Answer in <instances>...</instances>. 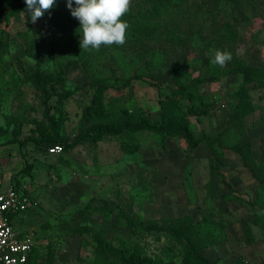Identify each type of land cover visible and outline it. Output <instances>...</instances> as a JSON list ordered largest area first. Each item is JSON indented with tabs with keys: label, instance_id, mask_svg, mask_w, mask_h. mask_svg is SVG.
<instances>
[{
	"label": "rangeland",
	"instance_id": "374dc122",
	"mask_svg": "<svg viewBox=\"0 0 264 264\" xmlns=\"http://www.w3.org/2000/svg\"><path fill=\"white\" fill-rule=\"evenodd\" d=\"M240 3L132 0L123 46L81 50L66 0L35 23L25 0H0V178L33 200L21 223L35 234L31 264H91L104 244L103 264H181L203 221L217 234L200 252L213 264H264V86H247L254 110L242 116L244 74H223L235 60L264 68V0ZM215 50L232 54L225 67L210 63ZM176 63L203 81V114L190 118L203 142L159 147L146 131L129 153L89 137L98 123H163ZM221 136L223 154L211 144ZM79 211L84 230L71 222Z\"/></svg>",
	"mask_w": 264,
	"mask_h": 264
},
{
	"label": "trees",
	"instance_id": "16d2710c",
	"mask_svg": "<svg viewBox=\"0 0 264 264\" xmlns=\"http://www.w3.org/2000/svg\"><path fill=\"white\" fill-rule=\"evenodd\" d=\"M62 0H57V3H60ZM168 1V0H166ZM215 4L219 5L220 3H234L233 10H235L241 3L240 0H212ZM19 3H22L23 0H18ZM156 2L159 0H152V3L156 5ZM75 7V4L73 3ZM60 7V6H58ZM57 7V8H58ZM239 8H241L239 6ZM56 10V9H55ZM6 14L0 15L1 17H5ZM8 17V16H6ZM226 28H230L228 22L224 23ZM176 35V34H175ZM176 37L180 40V43H186L187 37L184 35H176ZM224 75L231 74H244L243 86L238 93L241 96V101L238 103V108L241 111L242 116H246L250 114L254 110L253 99L249 95L248 85H252L254 87L264 86V68L258 66H252L244 63L240 60H235L232 67L223 71ZM176 82V87L168 86L167 88H160V94L163 96L161 100V119L164 120L163 123L159 124L158 121L154 120L152 123L149 121H140V120H125L121 125H110L107 123H98L94 125L95 132L91 131L89 134L90 138H93L94 142H99L105 136H110L114 139L120 140L122 148L129 153L137 152L141 149V143L137 142L139 134H143L146 131H153L154 134L153 139H155V144L159 147H163L165 145V140L168 136H182L188 143L191 148H195L199 145L200 142L195 138L194 131L191 129L190 118L192 116H196L198 118L201 117V113L203 114V108L199 105L202 103V98L200 90L202 88L203 81L199 78H194V75L183 65V64H175L173 68V75ZM188 100V102H185ZM200 102V103H199ZM45 134V133H44ZM53 139L50 135H48L47 139ZM223 141V137H219L213 142H211L212 147L215 152H220V147H218L219 143ZM38 143L46 142L45 139H41L37 141ZM224 142L228 143V140ZM55 144V143H54ZM59 144V143H57ZM254 170V169H253ZM18 187V186H17ZM83 211H79L75 216V218L71 221L72 224H75L76 228L80 230L83 229ZM122 220L128 222L129 224H135L132 220L128 219L127 216L122 217ZM140 225V223H138ZM142 228V230L151 229L152 227L147 228L146 226H139L138 228ZM196 232L200 237V242H196V239H191L192 250L185 257V261L181 262V264H213L208 257H204L200 252L203 248H207L211 242V237H214L217 234L215 233V229L213 223H209L203 221L198 224ZM225 238V237H224ZM223 237L217 238V241L223 240ZM99 239V238H98ZM216 239V237H215ZM99 244H104L103 240H99ZM99 246V245H98ZM106 248V244L102 246ZM102 247H98L97 253L98 256L96 259L92 261L91 264H103L101 263V257L106 255V250ZM111 250L114 252H119L118 249H115L113 246H109ZM36 249L34 247L29 260L26 264H31L32 259L35 257ZM123 253V252H122ZM131 257V256H130ZM122 256L124 264H138L134 259ZM165 264H177L173 261Z\"/></svg>",
	"mask_w": 264,
	"mask_h": 264
},
{
	"label": "clouds",
	"instance_id": "9594fccd",
	"mask_svg": "<svg viewBox=\"0 0 264 264\" xmlns=\"http://www.w3.org/2000/svg\"><path fill=\"white\" fill-rule=\"evenodd\" d=\"M25 3L32 23H35L46 12H51L57 0H25ZM131 6L132 0H66V7L71 16L79 21L78 29L82 30L80 49L123 46L127 42L129 28L123 18L130 12ZM231 59L230 52L215 50L210 63L225 67Z\"/></svg>",
	"mask_w": 264,
	"mask_h": 264
},
{
	"label": "built area",
	"instance_id": "2783aa9c",
	"mask_svg": "<svg viewBox=\"0 0 264 264\" xmlns=\"http://www.w3.org/2000/svg\"><path fill=\"white\" fill-rule=\"evenodd\" d=\"M60 144L52 145L50 153L59 154ZM33 200L23 188L6 185L0 178V264H26L36 246L34 232L21 233L12 216L27 211ZM247 263V262H246Z\"/></svg>",
	"mask_w": 264,
	"mask_h": 264
},
{
	"label": "crops",
	"instance_id": "0c3cea01",
	"mask_svg": "<svg viewBox=\"0 0 264 264\" xmlns=\"http://www.w3.org/2000/svg\"><path fill=\"white\" fill-rule=\"evenodd\" d=\"M24 213V212H23ZM23 213L16 214L12 216V221L15 225V227L21 232V233H26L25 229H22L21 223H22V216L24 215Z\"/></svg>",
	"mask_w": 264,
	"mask_h": 264
}]
</instances>
